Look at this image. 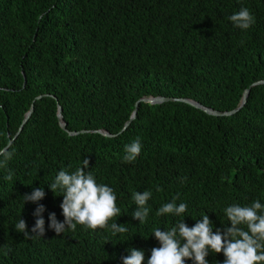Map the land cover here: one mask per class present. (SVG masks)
I'll return each instance as SVG.
<instances>
[{
  "label": "trees",
  "instance_id": "16d2710c",
  "mask_svg": "<svg viewBox=\"0 0 264 264\" xmlns=\"http://www.w3.org/2000/svg\"><path fill=\"white\" fill-rule=\"evenodd\" d=\"M241 8L254 17L247 30L229 19ZM259 81L264 0H0V150L11 142L12 153L0 167V264H123L129 249L143 250L147 264L160 246L154 229L170 230L181 220L192 227L207 214L213 231L223 233L231 227L227 207L264 205V86L252 88L230 117L180 102L141 103L122 131L141 98L190 99L232 112ZM57 105L66 129L85 133L68 136ZM101 130L113 137L95 133ZM137 137L140 155L125 162V146ZM84 160L85 171L113 189L120 215L107 228L78 224L58 236L49 214L64 221L63 192L48 184ZM9 172L12 180L5 179ZM41 187L39 237L31 233L38 204L22 197ZM144 191L152 196L140 224L131 216L133 194ZM174 197L186 212L157 216ZM20 219L31 238L15 230ZM113 222L128 232L113 235ZM206 259L223 264L225 257L210 251Z\"/></svg>",
  "mask_w": 264,
  "mask_h": 264
},
{
  "label": "clouds",
  "instance_id": "9594fccd",
  "mask_svg": "<svg viewBox=\"0 0 264 264\" xmlns=\"http://www.w3.org/2000/svg\"><path fill=\"white\" fill-rule=\"evenodd\" d=\"M235 27L247 30L254 23V17L247 8H241L238 13L229 17ZM140 138L137 137L131 144L125 146L124 161L134 162L141 152ZM2 151V150H0ZM4 159L0 160V167H6L12 158V153L3 152ZM89 161H83V167L69 173L60 170L55 181L48 184L51 191L57 189L63 192V201L60 205L64 216L63 222H58L54 213L49 214V227L59 236L66 228L75 231L76 226L84 225L92 230L107 228L109 221L120 215V208L116 204V194L113 189L104 184H98L91 171L86 172ZM13 174L5 177L12 180ZM157 187V191H159ZM44 189L34 188L31 194H25L22 199L25 203L38 204L44 198ZM152 196L151 191L136 192L133 199L137 208L132 212V219L144 223L150 209L146 207ZM176 199L164 204L157 210V216L173 214L181 216L187 210L185 203L176 204ZM264 205L259 200L251 206L234 204L225 209L231 227L225 228L223 233L217 229L213 231V224L209 216L204 214L202 219L196 220L194 226L189 227L184 220L179 221L170 230H153L154 237L159 242V247L151 250L147 264H185L192 261L193 264H209L206 257L209 252L223 253V264H264ZM43 205L37 206L33 215L36 217L35 226L31 233L42 237L45 233V220ZM247 225V231L239 227ZM27 225L23 219L15 224V230L23 233L25 238H31L27 232ZM113 235L125 234L128 228L124 225L111 223ZM129 255L122 257L123 264H143L145 253L143 250L129 249Z\"/></svg>",
  "mask_w": 264,
  "mask_h": 264
},
{
  "label": "water",
  "instance_id": "95a60500",
  "mask_svg": "<svg viewBox=\"0 0 264 264\" xmlns=\"http://www.w3.org/2000/svg\"><path fill=\"white\" fill-rule=\"evenodd\" d=\"M257 86H264V81H259V82H256L254 84H252L248 89H246L242 95V98H241V101H240V105L238 108H236L235 110H233L232 112H225V113H222V112H218V111H214L210 108H207L201 104H199L198 102H195L193 100H190V99H170V98H163V97H149V98H141L136 104H135V108L131 114V117L129 119V121L124 125V128L122 129V131H124L125 129H127V127L131 124V122L135 119L136 117V112H137V109H138V106L139 104L143 103V104H148V105H161V104H164V103H169V102H180V103H184L196 110H199L203 113H205L206 115H209V116H213V117H230L234 114H236L240 109H242L245 104H246V101H247V98L249 96V93H250V90L252 88H255ZM42 97H37L35 99V101H38L40 100ZM33 110H34V105H31L29 111L25 114L24 116V119L22 121V124L18 130V133L17 135L22 131L24 125L27 123V121L29 120L30 116L32 115L33 113ZM57 120H58V124H59V127L68 134V136L70 137H73V136H77L78 134H81V133H85V131H82V132H79V133H75V132H69L67 129H66V124L64 123L63 121V116H62V109L59 105H57ZM97 134H100L102 135L103 137H107V138H111L113 137V135L109 134L108 132L106 131H97L95 132ZM16 135V136H17ZM15 139V138H14ZM11 145V142H9L8 146L6 148H4L1 152H0V155L3 154L4 151H6L8 149V147Z\"/></svg>",
  "mask_w": 264,
  "mask_h": 264
}]
</instances>
